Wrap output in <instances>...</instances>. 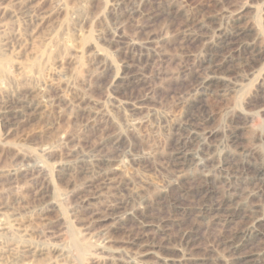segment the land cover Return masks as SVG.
<instances>
[{"label":"rangeland","instance_id":"rangeland-1","mask_svg":"<svg viewBox=\"0 0 264 264\" xmlns=\"http://www.w3.org/2000/svg\"><path fill=\"white\" fill-rule=\"evenodd\" d=\"M0 230V264H264V0H0Z\"/></svg>","mask_w":264,"mask_h":264},{"label":"bare ground","instance_id":"bare-ground-1","mask_svg":"<svg viewBox=\"0 0 264 264\" xmlns=\"http://www.w3.org/2000/svg\"><path fill=\"white\" fill-rule=\"evenodd\" d=\"M230 32V31H229ZM235 32V31H234ZM228 33V32H227ZM218 48L219 49H222V48H224L228 43V36L226 35V34H220L219 35V37H218ZM208 60H210V59H208ZM215 64V63H214ZM191 124V123H190ZM194 125V124H193ZM186 127V126H185ZM195 127H197L196 125H195ZM181 128V127H180ZM188 128V127H187ZM182 129V128H181ZM191 129H193V128H191ZM195 134V133H194ZM195 136H197V135H195ZM191 139V138H190ZM196 142V141H195ZM184 143V142H183ZM207 145V144H206ZM208 148V147H207ZM208 150V149H207ZM206 152V151H205ZM179 156H181V155H179ZM182 156H184V155H182ZM185 158V157H184ZM179 160V159H178ZM181 162H184V161H181ZM187 162V161H186ZM178 164V163H177ZM259 177V176H258ZM254 180V179H253ZM254 182V181H253ZM261 184V183H260ZM4 225V224H3ZM5 226V225H4ZM16 229V228H15ZM1 231V230H0ZM8 231V230H7ZM23 232V231H22ZM15 246V245H14ZM20 249V248H19ZM8 250V249H7ZM11 250V249H10ZM13 250V249H12ZM21 251V250H20ZM24 251V250H23ZM11 252H13V251H11ZM37 252V251H36ZM18 254H20V253H18Z\"/></svg>","mask_w":264,"mask_h":264}]
</instances>
